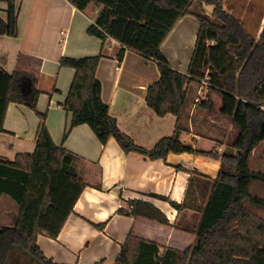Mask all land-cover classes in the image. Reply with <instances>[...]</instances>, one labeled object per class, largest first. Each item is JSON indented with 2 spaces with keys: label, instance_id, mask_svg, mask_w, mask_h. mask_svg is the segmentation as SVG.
<instances>
[{
  "label": "trees",
  "instance_id": "obj_1",
  "mask_svg": "<svg viewBox=\"0 0 264 264\" xmlns=\"http://www.w3.org/2000/svg\"><path fill=\"white\" fill-rule=\"evenodd\" d=\"M6 1V18L0 16V34H16L17 9ZM77 9L93 4L96 12L87 33L102 41L106 36L125 48L156 62L159 77L146 90L145 102L158 116L173 114L179 119L187 102L188 86L206 78L208 90L217 92L219 109L208 96L196 107L208 113L218 112L236 129L230 141L235 153L215 149L198 150L183 143L176 126L172 135L145 149L122 132L101 98V83L96 68L101 54L83 57L62 56L61 66L75 70L63 106L71 112L69 129L87 124L104 144L113 138L124 152L135 151L151 159L164 158L170 152H190L218 159L220 169L204 204L195 200L181 203L163 195L178 212L192 208L200 214L193 230L197 244L184 250L159 246L128 234L114 264H264V219L251 212L244 202L264 206V198L252 195L254 181L264 183V173L249 168L252 149L264 140V29L254 39L243 23L227 12L221 0H68ZM196 3L198 31L186 73L170 66L160 44L175 21ZM212 6L205 14L202 3ZM55 77L45 73L5 71L0 66V132L9 103L23 104L36 111L40 94L56 92ZM35 148L18 153L13 160L0 158V196L8 195L18 205L13 225L0 227V264H57L46 258L36 244L38 234L55 238L73 212L85 183L74 172V155L52 140L45 115ZM68 131H66L65 136ZM191 189L188 185L187 193ZM187 197V195H186ZM130 212L167 224L166 217L150 203L130 201ZM179 229L190 231L186 228Z\"/></svg>",
  "mask_w": 264,
  "mask_h": 264
},
{
  "label": "crops",
  "instance_id": "obj_2",
  "mask_svg": "<svg viewBox=\"0 0 264 264\" xmlns=\"http://www.w3.org/2000/svg\"><path fill=\"white\" fill-rule=\"evenodd\" d=\"M12 1L17 9L16 34H0V66L7 72L21 70L53 75L57 91L52 95L40 94L36 111L23 104H8L4 131L0 132V158L13 160L18 153L34 150L41 123L38 113H41L54 143L74 155L72 168L85 183L58 235L55 238L37 235L36 244L41 252L57 264H114L129 233L156 243L160 250L195 246L197 238L193 230L200 214L192 208L178 212L168 201L153 195H163L178 203L187 198L191 204L196 198L199 204H204L220 161L190 152H170L164 158L151 159L135 151L124 152L113 138L102 144L87 124L69 129L71 112L63 104L75 70L61 66L59 60L62 56L101 54L96 68L101 98L119 129L145 149L174 134L178 126L179 139L194 149L235 153L229 140L234 139L237 131L230 120L218 112L208 113L196 107L208 96L220 99L218 93L192 81L179 119L173 114L158 116L145 102L147 87L159 77L156 62L129 48L119 58L122 45L118 41L112 40L107 46L97 36L88 34L87 28L96 12V9L91 11V4L79 10L68 0ZM221 1L223 8L258 39L264 29V0H230L229 6L225 0ZM260 3L263 6L257 10L255 6ZM191 6L188 13L175 21L160 44L170 66L182 73L187 71L198 31L196 10H191ZM6 7L7 2L0 1L3 19ZM202 8L206 15H211V5L203 2ZM220 102L221 99L215 103L216 110ZM263 153L264 140L252 149L249 163ZM253 183L249 192L264 198L263 194L252 192ZM189 184L191 189L187 193ZM137 200L150 203L168 223L118 211L121 208L130 212V201ZM15 203L8 195L1 194L0 211L4 212L0 215V227L13 225L18 213ZM248 209L264 219V206Z\"/></svg>",
  "mask_w": 264,
  "mask_h": 264
},
{
  "label": "rangeland",
  "instance_id": "obj_3",
  "mask_svg": "<svg viewBox=\"0 0 264 264\" xmlns=\"http://www.w3.org/2000/svg\"><path fill=\"white\" fill-rule=\"evenodd\" d=\"M229 2L230 0H225V3L227 6H229ZM263 6V3H260L259 5L256 4L255 8L258 10H260V8ZM90 9L91 11H95L96 7L91 4L90 6ZM191 10L195 11V10H198V8L195 6V5H192L191 6ZM201 83V82H200ZM199 83V84H200ZM201 85V84H200ZM203 87H206L207 85L206 84H203ZM208 87V86H207ZM211 92H214V91H211ZM211 98V96H209ZM214 99V100H213ZM211 100L213 101L214 105L216 102L220 101L219 97H216L215 98H211ZM231 141V140H229ZM261 149V147L259 148V150ZM260 155V156H259ZM249 168L253 171H260V172H263L264 173V153L263 154H257L252 160L251 162L249 163ZM252 192H259L260 194H263L264 195V183L262 182H259V181H254V183L252 184ZM15 205H17L15 203ZM244 205L247 207V208H253L255 206L251 205L250 203L248 202H244ZM9 208L10 210V206L7 207ZM4 211H0V215H2ZM7 217L9 218L8 214H7ZM12 218V216L10 217Z\"/></svg>",
  "mask_w": 264,
  "mask_h": 264
},
{
  "label": "built area",
  "instance_id": "obj_4",
  "mask_svg": "<svg viewBox=\"0 0 264 264\" xmlns=\"http://www.w3.org/2000/svg\"><path fill=\"white\" fill-rule=\"evenodd\" d=\"M112 40H114V39H112V38L109 37V36H106V38H105V40H104V43H105L107 46H109V45H111V41H112ZM200 82L203 83V84H206V85L208 86V83H207V79H206V78L202 79Z\"/></svg>",
  "mask_w": 264,
  "mask_h": 264
}]
</instances>
